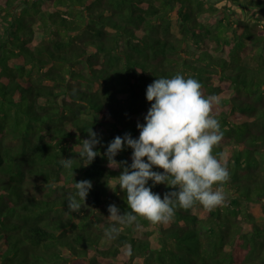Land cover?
Wrapping results in <instances>:
<instances>
[{"label": "trees", "instance_id": "trees-1", "mask_svg": "<svg viewBox=\"0 0 264 264\" xmlns=\"http://www.w3.org/2000/svg\"><path fill=\"white\" fill-rule=\"evenodd\" d=\"M260 16L264 0H0V264H264ZM176 74L219 98L213 154L230 173L226 204L177 207L168 224L138 216L109 238L108 205L131 209L123 168L102 154L118 135L139 137L147 86ZM91 127L101 155L84 167ZM80 180L93 187L70 212Z\"/></svg>", "mask_w": 264, "mask_h": 264}, {"label": "clouds", "instance_id": "clouds-1", "mask_svg": "<svg viewBox=\"0 0 264 264\" xmlns=\"http://www.w3.org/2000/svg\"><path fill=\"white\" fill-rule=\"evenodd\" d=\"M201 89L197 79L181 74L155 79L146 88L151 106L144 123H137L139 137L125 133L108 143L102 155L107 157L110 167L123 168L117 185L126 192L131 209L121 213L115 204L108 205L109 216L115 222L105 230L109 238L118 234L116 224H132L138 216L153 224H168L177 207L188 210L199 203L211 211L226 204L222 185L230 180V173L226 163L213 154L223 138L220 121L212 115L219 98L205 97ZM86 131L88 138L80 141L79 152L80 165L84 167L101 155L97 150L100 136L92 127ZM125 148L132 149L131 164L115 159ZM61 164L73 172L72 158L61 160ZM154 167L163 171H155ZM157 184L173 190L161 198L152 191ZM92 187L90 180L75 181L76 195L67 200L70 212H80L83 206L80 201L85 203Z\"/></svg>", "mask_w": 264, "mask_h": 264}, {"label": "rangeland", "instance_id": "rangeland-1", "mask_svg": "<svg viewBox=\"0 0 264 264\" xmlns=\"http://www.w3.org/2000/svg\"><path fill=\"white\" fill-rule=\"evenodd\" d=\"M238 12H239V10H238ZM240 14H241V12H239V16H240ZM258 22H259V25H258L259 28L264 26V18L263 17L260 16Z\"/></svg>", "mask_w": 264, "mask_h": 264}]
</instances>
